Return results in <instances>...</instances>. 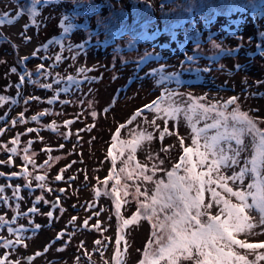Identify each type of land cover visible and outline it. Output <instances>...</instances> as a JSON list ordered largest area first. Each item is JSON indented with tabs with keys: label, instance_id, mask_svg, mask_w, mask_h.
Returning <instances> with one entry per match:
<instances>
[{
	"label": "rangeland",
	"instance_id": "374dc122",
	"mask_svg": "<svg viewBox=\"0 0 264 264\" xmlns=\"http://www.w3.org/2000/svg\"><path fill=\"white\" fill-rule=\"evenodd\" d=\"M113 1L117 6H125L132 11L131 6L138 0ZM142 1L144 0H139ZM151 1L161 19V0ZM24 2L25 0H0V14L9 12L11 16H15L19 8L25 9V13L12 23L0 25V37H7L0 38V95L10 93L15 96V103L10 99L0 104V127L3 132V137H0V160L7 161L10 158L7 149L15 146L11 143L13 140L11 138L18 135L19 141L16 146L20 150L19 155L11 156V159L14 158L12 164L0 165L2 174L0 186L5 187L3 195L9 197L12 196L9 184L21 188L20 195L24 199L19 201L20 212L26 213L37 195H44L48 201L55 200L59 195L60 202L54 211L56 219L51 224L44 215L51 210L50 205L42 203L38 205L41 214L19 215L11 226L18 229L23 226L22 232L18 233L24 236L23 244H18L15 248H5L0 242V259L18 260L19 264H114L117 253L123 246L125 248L123 253L119 252L123 264H140L148 242L151 240L153 247L156 246L155 238L152 236L153 229L150 221L141 219L124 234L120 233L115 199L104 195L106 190L109 191L105 189L104 183L110 171L108 153L116 151L117 154H121L120 142L132 139L135 133L152 134L151 140L141 141L134 159L128 164V170L133 171V179L127 180L126 175L120 173L121 182L128 185L129 194L126 196V205L123 209L126 215L138 207L137 200L134 199L136 185L139 184L141 192L147 188L149 193L155 186L153 182L137 178L136 165L146 167L148 175H151L153 165H156L153 180L166 179V172L180 162L183 147L191 145V129L183 115L178 120L169 119L165 124L163 113L158 114L155 110L145 109L146 105L165 95V89L179 94L178 100L187 99L189 95L205 97L206 100L201 101L202 103H224L233 96L238 97L237 104L240 110L258 119L259 127L264 128V40H261V37H264V16L261 14L252 16L249 13L238 16L237 26L233 25L236 29L234 33L225 35V32H222L218 35L223 36L222 38L211 37L194 46V51L191 45H185V53L171 46H163L170 37L156 29L157 27L149 29L150 32H157V37L150 39L154 41L141 42L134 50L128 45L130 42L128 36L125 40H117V44H122V49L111 50L109 49L111 47L104 46V42L101 43L103 38L109 35L104 32V27L108 24H102L99 30H96L98 19L95 16L75 15L76 0H49L48 3L40 1L43 6L37 11L35 24L31 23ZM104 10L103 14H106V8ZM65 16H68L69 20L65 21L63 19ZM87 20L89 22L87 28L73 27L67 33L64 42L57 39L59 31L69 23L79 25ZM222 22L224 21L219 19L217 23L221 25ZM25 24L28 25L27 35L32 37L28 43H25L21 36L25 31L23 27ZM214 26L213 29H217V24ZM206 34L204 32L203 36L206 37ZM49 41L53 43L45 50L42 45ZM213 42L219 44L220 48L213 47ZM81 44L84 45L83 49L76 47ZM37 48H40V52L33 57L32 53ZM146 49L156 52L157 57L146 62H141L140 59L136 63L138 55ZM234 51H237V54ZM252 51L259 55H252ZM56 54L63 57L59 64H54ZM25 56L30 59L19 64V60ZM44 56H50L52 59L42 60L41 57ZM188 56H194L195 59L189 61ZM41 63L45 65V69L39 74L41 84L52 83L57 74L62 77L60 82L53 83L50 89L41 88L40 84L30 82L37 79L34 73H39L37 68ZM49 65L54 66L49 68ZM12 67H16L17 72H11ZM81 67L89 71L78 72ZM30 68L32 70L35 68L33 72L31 71L32 76L26 75L25 80L21 82L20 75L30 72L28 71ZM45 70L51 71L52 76L41 75ZM69 75L75 78L74 81L67 80ZM85 76L96 79L85 80ZM17 84L20 85L19 89L16 87ZM59 88H68V95L58 93ZM30 96L40 99L25 103ZM53 97H57L56 101L49 103ZM163 106H166V102L161 103V107ZM180 106L183 107V103ZM235 107L236 105H229L228 111ZM45 109L48 110V114L37 123L39 127L37 131L27 132L28 128H34L31 121L21 123L17 120L16 125L11 123L13 118L18 119L21 112L27 118L31 114L44 112ZM141 109L144 110L136 115ZM93 112L96 113L95 116L92 115ZM153 120L155 124L152 123ZM68 121L71 123H67ZM198 126H203V122ZM165 128L172 135L161 139L160 133ZM118 129L119 136L114 141L113 137L116 136ZM181 137L184 139V145L179 142ZM28 141L33 143L29 145ZM245 145L246 151L242 153L241 166L243 158L253 154L250 137H245ZM111 146H114V149ZM24 147L30 148L29 155L36 165L35 168L28 165L32 176L45 175L46 187L54 191L48 192L45 189L42 192L37 189L35 186L39 182L32 177L19 175L12 177L13 172L19 173L24 167L22 161ZM128 154V150H124V154L121 155L118 164L120 169L125 167L124 161L127 160ZM193 159L195 160V157ZM161 160L164 161L163 164H160ZM40 165L44 167L41 168ZM204 170L206 169L197 168L198 172ZM226 174H230V171ZM10 175L11 180L8 178ZM57 175H62L64 179L56 181ZM29 179L33 185L31 189L26 188ZM251 181L252 176H246L245 188ZM229 186L234 189L237 187L231 182ZM60 188L65 191L60 193ZM121 191L124 195L123 188ZM217 191L227 197L221 189ZM227 198L233 203L237 202L234 197ZM209 202L213 204L212 208L208 209L209 213L217 214L219 208L211 201L210 192L206 191L205 204ZM16 203L15 200L0 202V215L11 221L12 215L17 213ZM249 203H252L251 199ZM245 212L253 227L247 232L237 233L236 237L249 242L264 241V213L252 208L245 209ZM72 217H76L74 224L69 223ZM85 221L88 222L87 229L83 228ZM37 223L42 227L33 233V227ZM94 225L98 227L94 228ZM6 226L0 227V234L5 236V240L11 237L15 240L16 235L8 232ZM61 230L71 233V237L65 236L46 254L37 256L38 252L44 253L45 245ZM120 236L123 239L117 245ZM65 240H70V243L65 250L58 252L57 248L63 247ZM97 241L101 243L97 244ZM233 251L244 255L252 264H264V260L257 259L264 253V248L253 250L233 246ZM29 256L33 257L32 260L27 259ZM179 264H195V259L181 257Z\"/></svg>",
	"mask_w": 264,
	"mask_h": 264
},
{
	"label": "snow or ice",
	"instance_id": "6c2138e0",
	"mask_svg": "<svg viewBox=\"0 0 264 264\" xmlns=\"http://www.w3.org/2000/svg\"><path fill=\"white\" fill-rule=\"evenodd\" d=\"M49 0H45L48 3ZM40 3V0H32V6L27 9L29 16L32 17L31 23L35 24L37 16L36 6ZM187 11H193V5L189 2L186 5ZM25 13L24 8H19L15 16H11L9 12H3L0 14V25L6 23H12L17 17L22 16ZM65 21L69 20L68 16L63 18ZM63 23V21H62ZM25 31L21 33V36L25 43L31 41L32 37L27 35L28 25L24 26ZM73 27H82L81 25H72L69 23L64 32L68 33ZM86 27V26H83ZM7 39V37H0ZM191 39V37H186ZM53 41H49L48 44L42 45L47 50L49 44ZM15 47V45H14ZM77 48L83 49L84 45H76ZM213 47L219 49L220 45L213 42ZM71 48V46H70ZM231 51V50H230ZM40 52V48H37L32 56H36ZM30 57L25 56L21 59L20 63L27 61ZM42 60H50L52 57L44 56ZM63 57L60 54H56L54 58V64H59ZM75 59V57H73ZM189 61L195 59L194 56H188ZM54 65H49V68ZM239 67V65H237ZM45 69L44 63L39 65L37 71ZM89 71L86 68H79L78 72L84 73ZM11 72H17L16 67L11 68ZM51 71H43L41 75L48 77L52 76ZM28 77L32 76L31 72H26ZM62 77L57 74L55 80L52 83H40L39 78L32 79V84H40L41 88L50 89L53 87V83H59ZM74 77L67 76L68 81H74ZM85 80L96 79L95 77H84ZM115 79V77H114ZM25 80V75H20V81ZM259 83V82H257ZM16 87L19 89L20 85ZM68 88H59V92H67ZM19 95V92H18ZM179 94L174 91L169 92L165 89V95H162L157 100H154L151 104L146 105L145 109L152 111L155 110L158 114L163 113L165 118V124L168 120H178L183 115V118L187 121L188 126L191 129V145L183 147V155L180 157V162L174 164L171 170L166 172V179L160 178L153 180L156 175L157 166L153 165L151 175L146 174L148 171L146 167H142L139 164L136 165V176L142 178L146 182H153L154 189L149 195V190L145 188L143 192L140 191L139 184L136 185V191L134 199L137 200L138 210L130 218H123L120 216V209L122 207L121 193L118 190L121 187L120 175H114L110 177L115 180V185L111 191H105L104 195L113 197L115 199V210L120 220V231L123 232L129 225L137 224L141 219L152 221L155 218L156 223L151 225L153 231L152 236L155 238V247L150 240L143 253V259L140 264H179L181 257L184 259H195V264H252L248 261L244 255H239L233 251V246H239L243 249H258L264 248V244H250L245 243L242 240L236 238V234L240 232H247L253 225L249 222L245 209L252 208L258 209L260 213H264V128L259 127L260 121L253 118L248 112L241 111L237 104L238 97H231L224 103H202L206 100L205 97H195L189 95L187 99L178 100ZM256 95V94H253ZM57 97H53L49 103L54 102ZM12 98L0 95V104L10 100ZM40 97L30 96L27 97L25 103L31 100H39ZM166 102V106L161 107V103ZM15 103V101H13ZM183 103V107H181ZM229 105H236L231 111H228ZM144 109L138 110L136 115H139ZM48 114L47 110L33 115L30 117L32 121L40 120ZM96 115L95 112L92 113ZM135 117H133L134 119ZM20 122L26 123L24 120V113H20ZM131 122V121H129ZM203 122V126H198ZM12 125L17 124V119L11 121ZM67 123H71L68 121ZM155 124V120L152 121ZM123 127V125L121 126ZM37 131L34 128H28L27 132L32 133ZM172 135L171 132L165 128L161 131L160 136L163 139L165 136ZM119 136V129L116 136L113 137L115 141ZM245 137L251 138L252 155L250 157L243 158L242 153L246 151ZM152 134L147 133H135L133 138L127 141H121V155L124 154V150H128L129 154L127 160L124 161L125 167L120 169L121 174H125L127 180L133 179V171L128 170V164L134 159V154L137 147L142 140H151ZM19 141V135L14 138L11 143L17 145ZM180 144L184 145V139L180 138ZM33 141H28L31 145ZM235 145V146H234ZM7 151L10 153V158L7 161L0 160V165L12 164L13 160L11 156L19 155L20 150L17 146H13ZM23 156L22 161L24 167L17 173L13 172L11 175L15 177L17 175L24 177H32V179L38 181L36 188L42 192L46 189L48 192L54 191L52 188L46 187V176L35 175L28 170V165L36 167L34 161L29 155L30 148L24 147L22 149ZM167 151V149H165ZM108 155L112 157V163L115 170L116 157L109 151ZM195 157V160L193 159ZM151 158V157H150ZM164 161L161 160L160 164ZM41 168L44 165H40ZM206 169L204 171H197V168ZM239 169L238 171L234 169ZM230 171V174H226ZM2 175V174H0ZM251 175L252 181L247 184L245 188L246 176ZM64 177L57 175L56 181H62ZM73 179V178H70ZM107 181H105L106 183ZM229 182L237 187L234 189L229 186ZM12 196L0 195V202L7 203L9 200H15L17 215H28L32 213L41 214V209L38 205L45 204L50 205L51 210L44 215L48 218L49 223L56 219L54 211L59 206L60 196L57 195L53 201L45 199L44 195H37L34 198L33 205L27 209V212H20L19 201L24 197L20 195L21 188L19 186L12 187ZM33 187L31 179L28 180L26 188L31 189ZM125 189L124 194L127 195L128 185H123ZM217 189H221L227 194V197H234L236 203H233L230 198L225 195H221ZM64 189H59V192L63 193ZM210 192L211 201L215 202L219 211L217 214L212 215L208 209H211L213 204L209 202L205 204V192ZM5 192V187L0 186V194ZM100 193H97L99 195ZM144 197L143 201L139 200V197ZM251 199L252 203H249ZM9 207L11 205L9 204ZM75 207V206H73ZM162 217V218H161ZM76 217H72L69 221L70 224H74ZM12 221L6 220L4 215H0V227L9 225L7 231L16 235L15 240L3 241L5 248H15L18 244H23L24 236L18 233L22 232L21 228H15L10 226ZM42 226L37 223L33 227V233L39 230ZM67 227V226H66ZM98 227L97 225L93 226ZM83 228H88V222L85 221ZM65 236L71 237V233L61 230L57 233L56 237L45 245L44 253H36L37 256L46 254L54 245L63 240ZM123 237L117 239V245ZM70 240H65L63 247L57 248V251H63L66 249ZM100 244V241L96 242ZM33 257L29 256L27 259L32 260ZM258 260H264V253H261ZM0 264H19V261H9L7 258L0 259ZM116 264H123L119 252L116 257Z\"/></svg>",
	"mask_w": 264,
	"mask_h": 264
},
{
	"label": "trees",
	"instance_id": "16d2710c",
	"mask_svg": "<svg viewBox=\"0 0 264 264\" xmlns=\"http://www.w3.org/2000/svg\"><path fill=\"white\" fill-rule=\"evenodd\" d=\"M44 2L45 0H43V3ZM189 2L193 5V11L186 10V5ZM43 3H39L36 6L37 11L40 10ZM24 4L27 11V9L32 6V0H25ZM160 7L161 19H159V16L156 14V8L151 0H144L142 2H139L138 0L135 5L131 6V8H133L132 11L125 6H117L113 0H105L104 2H98L97 0H76L74 13L77 16H95L98 19L96 22V30H99L100 25L108 24L104 27V32H107L109 35L103 38L101 43L104 42V46L111 47L109 48L111 50L122 49V44H117V40H125L128 36H130V42L128 45L130 48H134V50H136L138 45H140L139 43L144 41H154L150 39L151 37L156 38L157 32H150L149 29L157 27L156 29H159L161 32L170 37L169 40L163 43V46H171L173 49L178 50L181 53H185V45H191V48L194 51V46L202 44L203 41H206L211 37H217L222 32H225V35H231L236 30L233 25L237 26L238 16L247 13L252 16L260 14L264 16V0H161ZM104 8L107 10L106 14H103V11H105ZM29 18L32 20L31 16H29ZM219 19L224 21L221 25L217 23ZM81 24H84L83 26L86 27H83ZM215 24H217V29H213ZM79 25L83 28H87L89 26V22L87 20ZM204 32L207 33L206 37L203 36ZM67 35L68 34L64 32V29H62L59 31L57 39L64 42ZM186 37H191V39H186ZM222 37L223 36H218V38ZM261 40H264V37H261ZM143 46L144 45H142V47ZM149 52L153 53L151 49H146L138 56L141 57ZM235 54H237V51ZM19 64H21L20 60ZM30 70L32 72L34 71L32 68H30ZM34 75L37 76V78H40L39 74ZM62 94L68 95V91L62 92ZM4 96L10 97L13 100L15 99L10 93H6ZM120 157L121 154H118V160L122 158ZM117 174L120 175V168L115 173L111 167L109 174L104 180V183L107 181L105 183V189H108L109 191L112 190L115 185V180L110 177ZM123 185L124 182H121V187L118 189L120 193L122 192L121 188H123ZM128 194L129 193H127V195ZM127 195H123V193H121L120 198L122 200V206L124 207L126 205L125 200L127 199ZM149 195H151V193H149ZM139 200L143 201L144 199L141 197ZM136 205L138 206L137 202ZM137 210L138 207L133 210L132 213L126 215L124 214V211L120 212V216L123 218H130L137 212ZM118 221L120 223L119 218ZM150 223L151 225L156 223L155 218H153ZM131 226L132 225H129V227ZM237 239L242 240L240 238ZM244 242L250 244H264V242ZM114 264H116V262Z\"/></svg>",
	"mask_w": 264,
	"mask_h": 264
},
{
	"label": "flooded vegetation",
	"instance_id": "af4514ba",
	"mask_svg": "<svg viewBox=\"0 0 264 264\" xmlns=\"http://www.w3.org/2000/svg\"><path fill=\"white\" fill-rule=\"evenodd\" d=\"M3 137V132H2V127H0V137ZM60 189H62V188H60ZM61 193V192H60Z\"/></svg>",
	"mask_w": 264,
	"mask_h": 264
}]
</instances>
